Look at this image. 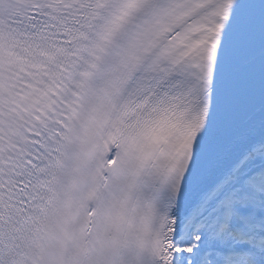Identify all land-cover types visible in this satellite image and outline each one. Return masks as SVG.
I'll list each match as a JSON object with an SVG mask.
<instances>
[{
    "label": "snow or ice",
    "instance_id": "1",
    "mask_svg": "<svg viewBox=\"0 0 264 264\" xmlns=\"http://www.w3.org/2000/svg\"><path fill=\"white\" fill-rule=\"evenodd\" d=\"M0 264H264V0H0Z\"/></svg>",
    "mask_w": 264,
    "mask_h": 264
}]
</instances>
